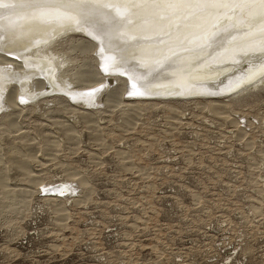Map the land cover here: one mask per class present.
I'll return each instance as SVG.
<instances>
[{
    "label": "rangeland",
    "instance_id": "1",
    "mask_svg": "<svg viewBox=\"0 0 264 264\" xmlns=\"http://www.w3.org/2000/svg\"><path fill=\"white\" fill-rule=\"evenodd\" d=\"M18 1L21 2V0ZM22 1L25 2V0ZM44 1L47 3L46 5ZM131 1L112 0L113 3H111L115 5L106 2L102 6L96 7L95 4L98 5L103 1L85 0L84 2V0H75L73 3L83 4L81 8H78L73 3L67 2L68 4H65L66 1L61 4L58 3L61 1L43 0V5L33 7L40 10L31 8L26 19H29L27 22L29 23L36 16L37 11L40 14L49 11L53 15L48 16L51 20H45V23L50 24V29L54 22H60L58 26L65 28L69 21L81 18L84 26H78V28L74 26L75 28H72L68 33V37L59 36L56 40L58 44H55L59 51L74 49L73 52L77 54V57L73 65L82 62L79 58L80 52H77L76 49H80L78 44L83 42L81 39L90 38L91 33L102 38L104 47L107 46L105 44L107 39L113 41L111 35L116 34L118 37L122 35L119 40L124 44L131 43L128 45L131 46L132 41L126 42V40L131 39L126 38L132 34L135 36L141 34L142 36L136 37L139 39H133L135 45H144L133 54L136 56L134 61H137L142 55L145 60H160L156 62H161L164 59H160L163 56L162 52L160 53L162 49L159 48L165 45L166 40L168 41H166V47L177 41L181 44L186 40H194L202 26L207 31L203 28L202 33L200 32L197 37V41L203 39L201 41L203 43L205 40L207 42L211 40L210 43L214 41V44L222 39L220 36L227 35L225 31L236 34L244 31L245 28L248 29L249 23L255 20L256 15H259L256 11L254 14L253 9L248 11L249 5L261 0H248L247 8H245L246 6L240 7L241 10L244 8L242 12L249 17L240 12L241 10L236 6V3L239 5L245 0H234L236 2L228 0V4L220 9L213 5L227 2V0H218V2L217 0H187L189 2L187 4L186 0H183L184 2H181L182 0H178V2L176 0L174 2H172L173 0ZM160 1L163 3L160 4ZM12 2L13 0H0V9L4 11H0L1 15L2 13L3 15L10 14L8 10H14L18 7L19 3L15 6V2ZM137 2H143L140 3L141 9H135V7L133 11L132 8L136 6L135 3ZM30 3L27 5H21V3L19 6L28 7ZM150 3L154 4L151 5ZM172 3L174 5H171ZM149 5L154 9L153 12ZM168 5L170 7H167ZM185 6H187L186 9ZM147 7L150 9L147 10ZM165 7L171 8L170 10H173L175 15ZM202 9H208L207 13L214 11L211 12L215 14L214 17L212 15L213 20L210 16V19L204 22L202 19L207 13L204 10L202 12ZM24 10L29 11V8L20 9V12L14 11V13L17 12L16 15L13 12L10 15L20 19ZM163 10H166L167 16ZM220 11L224 14L222 12L221 14ZM234 11H236L235 15L232 14ZM144 13L145 15H143ZM218 13L221 15L218 16ZM154 14L155 16H153ZM169 15H174V19ZM200 16L203 17L200 19ZM238 16L245 21L239 19V22H243L240 24ZM178 17L181 19L179 20ZM219 17L223 19L221 18V20ZM227 18L228 20H226ZM160 20L163 21V25H161L162 21L160 22ZM224 20L231 22L229 24L224 22L223 26L217 24L223 23ZM120 21L124 24L122 30L123 26ZM150 21L152 22L150 23ZM170 22L173 23V26ZM208 22L215 23V27L219 30L222 26L223 31L219 32L215 27L214 30V24L210 23L209 25L212 24V27H209L206 24ZM152 23L153 26H150ZM135 25L138 27L136 28ZM147 25L149 26L147 31L143 32ZM200 25L202 26L200 27ZM88 26L90 27L88 28ZM188 26L192 28H186ZM231 26L233 27L231 28ZM81 28L90 29L88 30L90 32L86 33ZM113 28L116 29L113 31H124L112 34ZM155 28L159 29L155 31ZM174 28L180 32L173 30ZM238 28L242 29L239 31ZM203 30L206 32V36ZM174 31L176 32L175 36H168L172 35L171 33ZM185 31L187 32L184 33ZM187 33L188 37L194 34L191 36L194 38H188ZM215 33L216 35H214ZM229 33L230 39L232 33ZM153 34L154 36L157 34V36L154 37ZM211 34L214 35L213 38ZM218 34H221L219 40L217 39ZM144 35L151 38H145ZM203 35L206 39L202 38ZM181 36H183L182 39ZM141 37L145 39L142 40ZM165 37L166 40L164 41ZM207 37L210 39L207 40ZM64 39L71 40V42ZM92 40L97 43L100 42L96 41L95 37ZM27 42H31L30 39ZM0 46L6 48L1 37ZM262 47L260 45L259 49ZM98 48L99 51H110L101 45L96 46V50H92L86 59L91 60V58L96 57ZM255 48L257 49L255 50ZM119 49L121 53L125 52L124 47ZM155 49L158 52H155ZM248 49L241 50L247 51ZM250 49L246 56L248 55L250 60L254 58L253 61L251 60L253 64L249 62L248 58L246 60L241 59L240 55L237 56L238 58L235 56L240 61L236 59L232 61H236L232 65L238 64L237 67H239V63L247 61L245 66H243L244 63L242 65V74L245 73V68H248V71L250 65H254V61L257 62L256 57H264L262 52L264 48L260 51H258V46ZM241 50L239 51L241 52ZM254 51L263 54L258 55ZM165 52L166 56L172 54L171 51ZM114 54L116 53L107 54V70L121 56L117 54L118 58H116L113 56ZM241 54L245 56V54ZM122 56L126 57L127 54ZM259 59L262 60L261 57ZM114 66L125 68L124 64L118 65L117 63ZM195 68L196 66L185 72L192 75ZM241 73L239 72V74ZM187 74H177V78L174 79L175 85L166 81L167 83L164 82L162 86H165L167 90L174 88L178 93H182L184 87L182 83L187 84L184 81L185 79L188 80ZM261 82L263 84L260 83L259 86L251 87L243 93L240 92L238 95L229 97V103H232L224 111L222 110L221 114L211 111V106H206L205 103L210 98H228H222L219 94L212 96L197 94L185 97L182 94L169 96L121 95L118 104L115 102L112 103L113 105L109 106L108 104L106 107L103 105L97 108L96 105H87L83 103V100H75L65 93L54 92L49 94L47 93L48 88L41 86L35 90L37 92L35 97L21 105L24 107L23 110L19 109L16 111L17 113L8 108L0 110V169L1 172H4H2L3 180H6V183L10 185L8 188L14 187V189L20 190L28 185L29 179L22 180L25 176V169L20 167L19 161L31 155L32 158L30 157L31 161L27 167L29 169L27 170V172L29 171L28 178L46 176V180L35 191L33 200L30 202L23 220V230L15 234L13 227L0 223V264H264V80ZM154 86L155 88L159 87V85ZM86 89L89 93L93 88L88 89L87 87ZM236 92L238 93V91ZM10 97L11 94L7 92L5 98L9 100ZM55 97H60L58 98L59 101H53ZM150 99L160 103L159 107L143 110L139 115L133 117L127 113L129 110L127 108L131 106L128 107L126 104L130 101H150ZM164 102L173 104L172 107L176 110L169 113L170 111L164 107ZM174 114L176 115L174 116ZM10 118L14 121L15 118H18L19 124L13 125L15 127L7 126L12 121ZM5 127L10 130L1 134V128L4 129ZM67 133L70 135L65 138ZM45 139H47V143L50 142L49 145L45 143ZM58 142H61L62 145L57 146ZM51 143H53L52 146ZM14 148L19 151V154L14 152ZM28 149L30 150L28 151ZM36 154L37 157H35ZM2 156L4 157L2 158ZM9 159L12 164H10ZM257 165L259 166L258 170ZM67 167L68 171L66 170ZM71 173L75 174L73 179L78 180L87 176L90 183L85 190L73 186L76 188L73 193L62 194L66 199L65 204H67L71 215L65 220L62 229L57 232L55 230L57 229L55 206L46 202L45 197L52 194L55 198L54 201H57L54 193L61 194L54 191L53 184L56 186L59 183H64L68 178H72ZM255 180H258L259 183L257 184ZM66 184L70 185L71 181H66ZM89 191L92 192L90 196L87 195ZM88 196L89 200L85 199ZM79 197L82 200L75 202V199ZM0 212L2 211L0 210ZM28 236L30 238H27ZM24 241L25 243H23Z\"/></svg>",
    "mask_w": 264,
    "mask_h": 264
},
{
    "label": "bare ground",
    "instance_id": "2",
    "mask_svg": "<svg viewBox=\"0 0 264 264\" xmlns=\"http://www.w3.org/2000/svg\"><path fill=\"white\" fill-rule=\"evenodd\" d=\"M17 1L18 0H13V2H15V4H16ZM28 1H30L31 3L28 2ZM54 1L55 2L61 1V2H58V3H61V4L64 1H66V2H64L65 4L75 2V0H73V1H70V0H54ZM101 1H103V2L100 3L101 5L100 4H98V5L95 4L94 6H96V7L102 6V4H105L106 2H108V3L110 2V4L113 3L112 0L111 1L101 0ZM150 1L152 2L154 0H150ZM156 1H158V0H156ZM162 1H165V0H162ZM176 1L178 2V0H176ZM184 1L182 0L181 2H184ZM25 2L26 3L28 2L27 4L30 3V5H28V7H25V5L21 6V7L19 6L21 3H22L21 5L26 4ZM25 2H23L21 0V2L19 3V1H18V3H19L18 7H20V8L17 7L16 9H14L13 8L14 6L11 4L13 6V7L12 6L11 7L14 9V10L11 9L13 13H14V11H19L20 9L23 10L25 8L26 9L29 8V11H26V10L23 11L20 19L19 18L16 19V18L13 17V15H10L12 13L11 10L10 11L8 10V12H10V14L7 13V14L3 15V13H2V15H1V12L3 10L0 9V11H1L0 12V37H1V39H3L4 44H6V48H4L3 46H0V110H3L4 108H8L9 110L10 109L12 111L14 110L15 113H17L16 111H18L19 109L23 110L24 107L21 106V105L22 104H26V102L29 101L32 97H35V95H37V92L35 90H37L41 86V87H47L48 90H49V91H47V93H49V94L50 93L52 94L54 92L55 93L56 92L57 93H65V94L75 98V100L76 99L77 100H83L84 101L83 103H86L87 105H96V106H98L97 108H99V106H103V105H105V107H106V105H108V104L110 106V105H113L112 103H115V102H117V104H118L119 103L118 101L120 100L121 95L122 96H125V95L128 96L129 92H136V91H138L139 93H142V94H138V95H142V96L143 95L169 96V95H173V94H175V95L182 94L185 97V96H188V95L190 96V95H197V94H203V95H206V96H212V95H218L219 94V95L222 96V98L223 97H228V98H224V99H211L210 98L205 103H206V106L207 105L211 106V108H210L211 111L221 114L224 111V109L229 107V104L232 103V102L229 103L230 102V98L229 97H232L234 95H238L240 92L243 93V91L249 90L251 87L259 86V84L262 83L261 81L264 80V57L263 56L256 57L258 60H257V62L254 61V65H252L253 63L251 62V60L253 61L254 58L250 60L247 57L248 55L246 56V54L249 53L247 51L250 48H252V47L254 48V46H258V49H259L260 45H261V47L264 45L263 44L264 43V0L256 1L255 3H252L251 5H249L248 11H250L249 9H251V10L253 9L252 11L253 12L256 11L257 14H259V15H256L255 20L252 23H249L250 27L248 29L243 27V28H245V30L244 31L242 30V32H241L240 30L242 28L241 29L238 28L240 32H237L236 34H234L233 32H230V33H232V36L230 37V39L228 37V33L229 32L227 33V31H225L226 34H227V35H224V37L226 36L225 38L223 36H220L221 34H218L217 39L218 38L220 39V37L222 39L223 38L224 39L223 40L222 39L221 40L218 39L219 41H216L217 42L216 44L213 43L214 41L212 43H210L211 40H209L210 42H207L205 40L206 42L204 41L203 43L201 42L203 39H201V41L200 40L197 41L198 40L197 37L199 36L201 30L204 28V26H202L203 24L200 25V27L202 26V29H199L200 32H199L198 36L196 35V38L191 37L194 34H192V33H191L192 35L189 34V35H191L190 36L191 39L194 38V40L187 41L186 38H185L186 41L181 43V44L177 43L178 42L177 41L175 43L172 42L174 44H170L171 46L166 47L168 41L166 40L167 36L165 35L166 37L163 40L164 41L166 40L167 42L165 41V45L163 44L164 46L162 48H159V49H162V51H160V50L159 51H160V53L162 52V56H163L160 59L161 60L164 59L161 62H156V61H160V60H156V61L155 60L152 61L150 59L149 60H145L141 54H140L141 56L139 57V59L137 61H134L136 56H134L133 54L138 52L142 48V46H144V45H141V46L140 45H135L134 42H133V39H136V40L139 39V38H136V37H139L141 34L139 36H135L134 34L129 35L128 38H126V39H131V40H126V42L132 41V45L128 46L131 43L130 44H124L123 42H121L119 40V37H121L122 35H120L118 37L115 34V33L123 32L124 30L123 31H120V30L119 31H113V30H116V29L113 28L111 30L112 34H115V35H111L112 36L111 38L113 39V41L110 40V39H107L108 41H107V43H105L107 46L104 47L103 43L101 42V39H97L96 38L97 35L95 36V34L91 33L92 35L90 34V36L92 37V39H93V37H95V39H97L96 41H100V42L99 43L95 42V40L90 39L91 37L90 38L81 39L83 42L78 44V47L80 49L79 50L76 49L77 52L78 51L80 52L79 58L82 61V62L80 61L81 63L78 64V65H73L74 64L73 62H75L76 57H77V54L75 52H73L74 49H70L71 51H68L67 49H66V51L65 50L63 51V49H62V51H59V49H57L55 47V44L56 43L58 44V42L56 40H57V38L59 36L68 37V33H70L72 28H75L74 26H76L77 28H78V26H81V27L84 26V24H82L83 21L81 20V18L80 19L78 18L77 20L73 19L72 21H69L68 23H66L65 28H63L61 26H58V24L60 22L59 23L58 22L57 23L54 22L53 25L51 26V28L49 29L50 24L45 23V20H49L50 18H48V16L50 17L51 15H53V13H49V11L45 12V10H44L45 14L44 13L40 14L37 11L36 16H34L32 18V21L27 23L29 19H26V18L29 15L30 9L31 8L34 9L33 7H38V6L40 7L41 5L44 4L45 1L43 2V0H25ZM80 2H82V1H80ZM84 2H85V0H84ZM143 2H140V3H143ZM172 2H174V0ZM217 2H218V0H217ZM233 2H236V1L233 0ZM91 3H92V1H91ZM116 3H118V1ZM140 3L139 2L135 3L136 6H134L132 8V10L135 7H136L135 9H139L140 10L141 9ZM145 3H147V2H145ZM162 3L160 1V4H162ZM187 3H189V2L187 1L186 4ZM17 4L15 6H17ZM46 4L47 3L45 2V5ZM150 4L152 5L154 3H150ZM156 4H159V3L156 2ZM226 4H228V0H227V2L225 1V2H221V3H217V4L215 3V5H213V6L214 7H218L220 9ZM229 4L231 5V3H229ZM238 4H239V2H238ZM247 4H249V2H248V0H245L244 2H242L239 5H237V3H236V6H238L239 9L241 10L240 7L246 6L245 8H247ZM73 5H76V7L81 8L83 4L81 5V4L76 2V3H73ZM77 5H79V6H77ZM85 5H86V3H85ZM112 5H115V4H112ZM112 5L111 6L109 5V6L113 8L114 6H112ZM132 5H133V3H132ZM151 5H149V7ZM171 5H174V4L172 3ZM190 5H191V2H190ZM154 6H156V5H154ZM154 6H152V7L155 8ZM47 7H49V6H47ZM167 7H170V6L168 5ZM167 7H165V8L168 9V10L171 9V8L169 9ZM186 7L187 6H185V9H186ZM44 8L46 9L45 6H44ZM105 8H107V7H105ZM116 8H117V6H116ZM150 8H148L147 10H149ZM37 9H34V10H37ZM190 9H191V7H190ZM210 9H212V8H210ZM219 9H218V11H219ZM38 10H40V9H38ZM41 10H43V9L41 8ZM132 10H130V11H132ZM183 10H184V8H183ZM203 10L205 11V13H207L206 11L208 9L207 10L202 9V12H204ZM242 10H244V8ZM242 10L240 12H242ZM55 11H57V10H55ZM105 11H106V9H105ZM153 11H154V9H152V12ZM236 11H234V13L232 12V14L235 15ZM32 12L34 13L33 10H32ZM51 12H53V11H51ZM147 12L149 13V11H147ZM147 12H145V13L147 15L151 16V14H148ZM160 12H161V9L159 11V14H160ZM193 12H195V11H193ZM211 12H214V11H210V13H207L206 15L204 14V16L206 18V21H205V18L202 19V20H204V22H207V19L209 20L210 16H211V19L214 17L215 14H212ZM221 12L222 11H220V13ZM240 12L238 13L239 15H240ZM15 13H17V12H15ZM15 13H14V15H16ZM145 13L143 15H145ZM154 13H158V12H154ZM178 13L179 12H177V14ZM220 13H218V16H219ZM242 13H241V16H242ZM172 14H174V13L172 12ZM246 14H248V13H246ZM249 14H251V13H249ZM254 14H256V13L254 12ZM165 15L167 16V13ZM174 15L173 16L169 15V16L170 17L172 16L173 19H174ZM178 15H176V16H178ZM212 15H213V17H212ZM153 16H155V14ZM166 16H165V18H166ZM222 16H224V15H222ZM257 16H258V18H257ZM147 17H149V16H147ZM202 17L200 16V19ZM246 17H249V16H246ZM107 18H108V16H107ZM221 18L222 17H219V19H221ZM242 18H244V17H242ZM159 19H161V18H159ZM176 19H175V21H176ZM180 19L181 18H179V20ZM195 19H197V18H195ZM217 19H216V21L218 22ZM233 19L235 20V18H233ZM239 19L241 21L244 20V19H241L238 16V22H239ZM164 20L166 21L167 19H164ZM169 20H171V19H169ZM226 20H228V18ZM247 20H251V19H247ZM153 21H155V20H153ZM161 21L162 20H160V22ZM151 22L152 21H150V23ZM157 22H156V25L158 26ZM176 22H178V20ZM219 22H221V21L219 20ZM222 22L223 23H217V24L222 25V24H225L224 22H228V24H229L231 21H225L224 20ZM248 22H246V24ZM72 23H73V25H71ZM153 23L150 24V26L151 25L153 26ZM170 23L173 26V23L172 22H170ZM201 23H203V22H201ZM210 23H212V22H210ZM210 23L208 22L206 24L209 25ZM239 23L241 24L243 22H239ZM148 24H149V22H148ZM164 24H165V22H164ZM171 24H170V26H171ZM174 24H175V22H174ZM180 24H182V23H180ZM212 24H214V26H213V28H214L215 27V23H212ZM212 24L209 25V27H212ZM118 25H120V24H118ZM121 25L123 26V28H121V30H122V29H124V24L121 22ZM133 25H134V23H133ZM161 25H163V21H162ZM186 25H190V24H186ZM204 25H205V23H204ZM66 26H68V27H66ZM138 26H139V24H138ZM222 26H221L220 30L217 29L216 27L215 28L217 30H219V32H220L222 30ZM89 27L90 26H88V28ZM135 27H136V25H135ZM148 27L149 26L147 25V28H146L145 31L142 29L143 32H146ZM179 27H181V26H179ZM192 27H193V25H192ZM192 27L188 26L186 28H192ZM232 27L233 26H231V28ZM159 28H161V26ZM159 28H155L156 29L155 31H157V29H159ZM197 28H199V27H197ZM215 28H214V30H215ZM223 28H225V27H223ZM229 28H230V26H229ZM81 29H82V31H84L86 33L90 32V31H88L90 29H88V30L86 28H81ZM138 29H140V28H138ZM234 29H231V30L234 31ZM151 30H154V29H151ZM163 30H165V29H163ZM173 30L178 32L177 28H174ZM48 31H49V33H48ZM161 31H162V29H161ZM175 31L173 33H171L172 35H168V36H171V37L175 36L174 35L176 33ZM208 31H210L209 28H208ZM165 32H166V30H165ZM186 32L187 31H185L184 33H186ZM203 32L205 33V36H206V32L204 30H203ZM212 32H214V31H212ZM140 33H141V31H140ZM216 33L214 35H216ZM214 35L212 36V34H211V37L213 38ZM153 36H154V34H153ZM155 36H157V34H155ZM183 36H181V39H182ZM186 36L188 37V33L186 34ZM69 37H70V35H69ZM144 37L145 38H149V39L151 38V37L145 36V35H144ZM190 37H188V38H190ZM208 37H210V36H208ZM208 37H207V40L210 39ZM26 38H28L27 40L30 39L31 42H27ZM72 38H75V37H72ZM141 38H143V37H141ZM145 38H143L142 40H144ZM202 38H204V35H203ZM215 38H214V40H216ZM156 39H157V37H156ZM177 39H178V37H177ZM177 39L175 38V40H177ZM204 39H206V38H204ZM64 40H66V39H64ZM74 40H76V39H74ZM66 41H70L71 42V40H66ZM169 42H171V41H169ZM179 42H182V41L179 40ZM100 45L104 49H110V51L109 52H106L105 50L99 51V48H98V53H97L98 55L96 57H93V59L91 58V60H87L86 58H88V55H90V52L92 50L95 51L96 50V46H100ZM63 46H65V45H63ZM118 47L119 48L124 47L125 52L121 53V51H119L120 49ZM67 48H69V47H67ZM262 48H264V47H262ZM262 48H260L258 51H260ZM163 49H166L164 51H167V52L171 51V53H172L171 56H169L170 54L169 55L167 54V56H166L165 55L166 52L164 53ZM241 49H243V50L248 49V50L247 51H242ZM256 49L257 48H255V50ZM239 50H241V52ZM112 52L116 53V54L113 55L116 58H118L117 54L121 55L120 58H118V59H116L114 57V60L116 59L114 64L115 65H117V63H118V65L124 64L125 68H122V67H119V66L116 67L112 63L111 66H110V69L107 70L108 69V66H107L108 65V56H107V54L112 53ZM155 52H158V50L155 49ZM262 52L264 53V51H262ZM241 53L245 54L246 57L244 55H242ZM123 54H127V56L123 57L122 56ZM255 54H258V53L255 52ZM262 54H260V52H259L258 55H262ZM238 55H240L241 59L244 58L243 60H246L248 58L250 60V61L249 60L248 61L250 63H252L251 65L249 64L251 67L249 66L250 68H249L248 71H247L248 68L244 67L245 68V73H243L244 75L241 73L242 72L241 69L243 68V66H245L247 64L246 63L247 61L243 62L244 65H243L242 62H241V64L239 63V67L240 68L237 67L238 64H235L236 66L232 65V63L236 62V61L235 62H232V61H234ZM250 55L253 56V54H250ZM241 56H243V57H241ZM254 56H256V55H254ZM173 57H174V59H173ZM260 57H261L262 60L259 59ZM250 58H252V57L250 56ZM156 59H158V57H156ZM214 60H215V62L213 63ZM238 60L240 61V59H238ZM194 66H196V68L194 69L195 71H193L192 75L191 74H187V72H188L187 70L191 69ZM185 71H187V72H185ZM243 71H244V69H243ZM239 72L242 75L239 74ZM179 73H180V75H183L184 73H186L187 76L191 75L190 77L186 76V78H188V80L187 79L184 80V81L187 82L186 85L184 84V82L182 83L184 85V87L182 88L183 89L182 93H178V91H176L174 88H169L167 90V88L165 86H162V84L164 82L165 83L172 82L171 85H175L174 79L177 78L176 76ZM133 84H135V88H133ZM154 85H159V87L155 88ZM87 87H88V89L89 88H93L92 91L91 92L89 91V93H88V91H86ZM40 90H41V88H40ZM236 91H238V93ZM7 92H9L11 94V97H10L9 100H8V98L7 99L5 98V94ZM8 96H10V95H8ZM58 98H60V97L53 98V101H55V102L59 101ZM227 99H229V100H227ZM121 103H123V102H121ZM205 103H203V104H205ZM159 104L154 102V101H151V99H150V101H139V100L138 101L135 100L133 102L130 101L128 104H126L128 107L131 106L130 108H127V109H129V110H127V113H130V117H133V116L139 115L141 112H143V110L151 109L153 107L158 106ZM172 105L173 104H170V103L166 104V102H164V107L167 109V111H170L169 113H172L173 111L176 110L175 108L172 107ZM117 108H119V107H117ZM66 110H67V108H66ZM91 111H93V110H91ZM20 112L22 114V111H20ZM106 112H108V111H106ZM88 114H89V112H88ZM175 115L176 114H174V116ZM18 117H19V115H18ZM126 117H128V116H126ZM5 118H6V116H5ZM86 118H88V117H86ZM17 119L18 118H15V121L11 119L12 121L10 120L11 122H9V124L6 121L7 124H8L7 126L11 127L13 125L19 124L17 122ZM128 120H129V118H128ZM52 122H53V120H52ZM130 122H133V121H130ZM54 123H57V122L54 121ZM130 125H132V124H130ZM13 127H15V126H13ZM128 127H132L133 128L134 126H128ZM9 130L10 129L8 127H5L4 129L1 128V131H2L1 134H4V133L8 132ZM66 131H68V129H66ZM69 135L70 134L67 133L66 136L65 135L64 136H65V138H67V136H69ZM46 138H47V136H46ZM46 140L47 139H45V143H47ZM78 140H80V138H78ZM48 143H50V142H48ZM52 144L53 143H51V146H52ZM43 145H45V144H43ZM61 145H62L61 142L57 143V146H61ZM18 150H19V148H18ZM20 150H22V149H20ZM29 150L30 149H28V151ZM14 152L15 153L17 152L16 154H19V151H17V149H15ZM26 153H28V152L26 151ZM12 154H13V152H12ZM16 156H18V155H16ZM19 156H21V155H19ZM31 156L26 157V155H25L26 158L23 159L21 157L23 160H20V161L17 160L19 157L16 159L17 161L20 162V167L23 168V170L25 169V176H23L24 178H22V180L29 179V182L27 181L28 185L25 188L17 190V189H14V187H13V188L9 189L8 186H10V185L6 183V180L5 181L3 180V178H2V172L3 171L1 172V169H0V172H1L0 173V210L3 212V213L0 212V223H2L4 225L6 224L7 226L13 227V232H15V234L20 233V231L23 230V220L25 219V216L27 214V210L29 209L30 202H32V200H33V195H34L35 191H37L41 187L40 185H42L43 182L46 180V176H39L37 178H28V176H29L28 172L29 171L27 172V170H29V169H27V167L29 165V162L31 161L30 160L32 158ZM3 157L4 156H2V158ZM35 157H37V154H36ZM7 158H6V160H7ZM55 158H57V157H55ZM12 159H13V157H12ZM0 160H1V158H0ZM33 160H35V159H33ZM9 162H10V164H12L11 160ZM5 163H7V162H5ZM21 168L19 169V171L21 170ZM256 168L258 170L259 166L257 165ZM66 170L67 171L69 170L68 167L66 168ZM30 173H31V171H30ZM72 173L70 174V176L72 175V178H68L66 180V181H71L70 185L66 184V181L64 183H61V184L59 183L56 186L53 184L54 191L55 192H59L61 194L59 196H55L57 201H54L55 198L53 196H48L49 198L47 196L45 197L46 198L45 201L47 200L46 202H48L52 206H55V210H56V213H57V220H56V228L57 229H55V230L57 232L62 229V227L65 225V220L71 215L70 211L67 208V204H65V200L66 199H64V197H62L63 196L62 194L63 193H73L75 191V189H76L73 186H76L78 189L80 188L81 190H83V189L85 190V188L87 186H89V183H90V179L87 176H83V179L81 177L82 181H81V179L80 180L73 179V178H75V177H73V175H75V174H72ZM5 175L7 176V174H5ZM255 181H256L257 184L259 183L258 180H255ZM46 186H50V185H46ZM51 189H49V190H51ZM91 193L89 191L87 193V195L90 196ZM54 195H56V194L54 193ZM67 196H68V194H67ZM89 196L86 197L85 199L89 200ZM42 197H44V196H42ZM74 198H75V196H74ZM80 199H81L80 197L75 199V202L76 201L78 202V200H80ZM258 207H259V205H258ZM258 207H256V208H258Z\"/></svg>",
    "mask_w": 264,
    "mask_h": 264
},
{
    "label": "snow or ice",
    "instance_id": "3",
    "mask_svg": "<svg viewBox=\"0 0 264 264\" xmlns=\"http://www.w3.org/2000/svg\"><path fill=\"white\" fill-rule=\"evenodd\" d=\"M96 38L101 39V42H102V38H100V37H96ZM133 88H135V84H133ZM128 94L129 95H134V94L138 95V94H142V93H139L138 91H136V92H129Z\"/></svg>",
    "mask_w": 264,
    "mask_h": 264
},
{
    "label": "built area",
    "instance_id": "4",
    "mask_svg": "<svg viewBox=\"0 0 264 264\" xmlns=\"http://www.w3.org/2000/svg\"><path fill=\"white\" fill-rule=\"evenodd\" d=\"M49 196H53L52 194H50ZM55 196H59V194H56ZM48 197V196H47ZM63 197V196H62ZM27 238H30L29 236ZM26 239V238H25ZM25 243V241L23 242ZM27 243V242H26Z\"/></svg>",
    "mask_w": 264,
    "mask_h": 264
}]
</instances>
